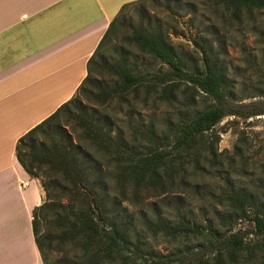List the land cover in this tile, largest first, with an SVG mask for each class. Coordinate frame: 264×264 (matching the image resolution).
<instances>
[{
    "label": "trees",
    "instance_id": "obj_1",
    "mask_svg": "<svg viewBox=\"0 0 264 264\" xmlns=\"http://www.w3.org/2000/svg\"><path fill=\"white\" fill-rule=\"evenodd\" d=\"M218 1L264 9V0ZM155 2L122 6L88 60L76 94L17 142L19 162L45 191L44 202L33 210L44 264H264V142L252 150L250 137L240 131L233 152H220L216 129L227 116L260 119L264 102L231 101L236 96L226 69L206 55L203 37L193 39L203 64L189 67L167 23L143 19L140 26L130 25L128 7ZM121 33L159 69L130 59L127 45L117 43ZM140 88L172 105L180 94L193 92L185 97L179 120L157 131L150 123L118 119L106 111L110 102L127 103ZM196 95L212 102L200 108ZM70 121L77 125L68 129ZM208 175L219 183L211 195L221 207L212 205L211 215L205 207L182 208L186 195L198 191L199 179ZM161 195L165 211L157 201L149 210L143 207L147 198ZM170 197L179 204L170 208ZM131 205L139 207L131 210ZM49 216L54 217V234L42 229ZM246 220L252 228L235 231ZM158 238L168 243L164 249L157 247Z\"/></svg>",
    "mask_w": 264,
    "mask_h": 264
},
{
    "label": "crops",
    "instance_id": "obj_2",
    "mask_svg": "<svg viewBox=\"0 0 264 264\" xmlns=\"http://www.w3.org/2000/svg\"><path fill=\"white\" fill-rule=\"evenodd\" d=\"M134 1L0 0V264H44L33 232L44 190L17 142L76 94L111 21Z\"/></svg>",
    "mask_w": 264,
    "mask_h": 264
},
{
    "label": "rangeland",
    "instance_id": "obj_3",
    "mask_svg": "<svg viewBox=\"0 0 264 264\" xmlns=\"http://www.w3.org/2000/svg\"><path fill=\"white\" fill-rule=\"evenodd\" d=\"M125 12L133 27L140 26L143 19L144 23L147 21L167 23L171 27V36L178 53L189 67L194 64L199 66L203 64V53L193 40L194 38L200 40L203 37L208 42L206 55L211 57L212 62L226 69L228 87L234 91L236 96V99L231 101L239 104L264 102V9H238L222 4L218 0H182L181 4L176 0H157L155 3H147L144 6L140 3L130 6ZM130 32L131 28L129 27L125 33ZM124 35V33L120 34L117 43L127 45L131 53L130 59H137L143 68L158 70L160 64L140 53L136 45H129ZM108 55L112 60L117 58V55L112 52H108ZM111 81L112 79H108L106 82L110 83ZM190 92L192 93L193 89L187 90L185 94H180L179 102L172 105L158 100L156 96L148 94L144 88H140L138 94L130 95L127 103L110 102L106 111L115 118L127 120L132 117L136 122L150 123L157 131H164L168 127L169 120H179L178 111L180 108H185L183 101ZM196 96L200 98H197L200 100L198 104L200 108L208 106L212 102L210 97ZM84 102L98 109L104 108L95 101L84 99ZM259 117L258 120L235 118L234 116L225 117L216 127L221 136L218 150L220 152L228 150L232 153L240 131L246 132L252 142L251 149L256 150L260 143L264 142V115ZM67 124L66 127L71 129L77 125V122L70 121ZM198 183V191L186 195L188 198L183 201L182 208L194 207L196 211H200L201 207H205L208 215H211L212 205L221 207L218 204V199H214L211 195L218 192L219 183L211 175L203 176ZM177 193L181 192H174L173 195H177ZM161 198L162 195L150 196L145 200L143 207L149 210L152 202L157 201L159 205L164 206L161 209L165 211L167 206L165 207ZM177 204H179L177 200L173 199L168 206L171 208ZM138 207L130 206L131 210ZM150 215H153L151 211ZM53 220L54 217L49 216L48 222H44L42 229L45 233H56L57 229L53 227ZM251 228L250 221H240L236 225L235 231L244 232ZM156 244L160 249H164L168 245L165 240L160 238L157 239ZM56 256L60 257L61 253L56 252Z\"/></svg>",
    "mask_w": 264,
    "mask_h": 264
},
{
    "label": "built area",
    "instance_id": "obj_4",
    "mask_svg": "<svg viewBox=\"0 0 264 264\" xmlns=\"http://www.w3.org/2000/svg\"><path fill=\"white\" fill-rule=\"evenodd\" d=\"M24 17H27V14H26V15H24Z\"/></svg>",
    "mask_w": 264,
    "mask_h": 264
}]
</instances>
